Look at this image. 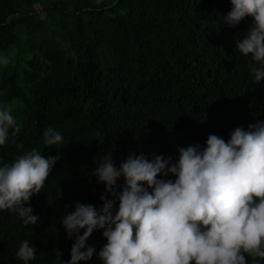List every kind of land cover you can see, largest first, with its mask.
<instances>
[{"label":"trees","instance_id":"obj_1","mask_svg":"<svg viewBox=\"0 0 264 264\" xmlns=\"http://www.w3.org/2000/svg\"><path fill=\"white\" fill-rule=\"evenodd\" d=\"M231 7L230 0H0V54L9 57L0 66V106L21 125L0 146V165L33 148L58 157L30 197L38 225L0 211V264H23L15 256L23 240L36 249L31 264H55L59 253L70 260L75 240L62 216L77 202L101 207L105 185L93 170L105 154L117 166L130 153L175 161L177 146H206L210 134L227 142L235 128L264 121V81L251 75V56L235 50L251 18L228 27L221 20ZM49 126L64 145L45 144ZM106 243L94 230L86 244L96 251L78 264H102L96 253Z\"/></svg>","mask_w":264,"mask_h":264},{"label":"clouds","instance_id":"obj_2","mask_svg":"<svg viewBox=\"0 0 264 264\" xmlns=\"http://www.w3.org/2000/svg\"><path fill=\"white\" fill-rule=\"evenodd\" d=\"M230 3L231 10L222 15L225 25L251 18L235 50L251 56L250 72L259 84L264 81V0ZM8 63L9 57L0 54V66ZM20 128L11 107L0 106V146ZM229 136L226 142L210 134L206 146H177L175 161L163 154L149 159L130 153L117 166L110 152L105 154L93 170L105 185L102 205L77 202L62 216L67 238L75 242L70 260L59 253L55 264L91 260L96 250L86 241L94 230H102L107 240L96 253L102 264H264V121L237 127ZM43 137L49 148L65 144L52 126ZM57 159L33 148L0 165V211L17 214L25 226L38 225L30 197L44 188ZM121 177L124 186L118 190ZM15 256L31 264L37 253L23 240Z\"/></svg>","mask_w":264,"mask_h":264}]
</instances>
